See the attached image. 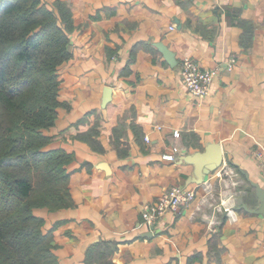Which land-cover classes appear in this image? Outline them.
<instances>
[{
	"label": "crops",
	"instance_id": "crops-1",
	"mask_svg": "<svg viewBox=\"0 0 264 264\" xmlns=\"http://www.w3.org/2000/svg\"><path fill=\"white\" fill-rule=\"evenodd\" d=\"M60 1L70 6L75 28L72 57L60 68L65 104L47 129V147L74 152L75 203L36 210L59 261L104 264L93 253V263L86 258L108 241L117 244L110 264H264V215L255 212L261 200L253 185L264 188V156L256 155L257 142L264 148V0ZM157 42L176 53L177 65ZM185 56L220 67L204 99L181 80ZM108 86L111 99L102 106ZM94 126L101 149L78 137ZM214 142L246 190L237 197V220L213 230L192 201L147 225L146 202L170 186L195 184L188 181L194 164L182 161V152Z\"/></svg>",
	"mask_w": 264,
	"mask_h": 264
},
{
	"label": "trees",
	"instance_id": "trees-1",
	"mask_svg": "<svg viewBox=\"0 0 264 264\" xmlns=\"http://www.w3.org/2000/svg\"><path fill=\"white\" fill-rule=\"evenodd\" d=\"M74 28L66 2L0 0V264H62L36 210L75 203L69 170L74 152L47 147V129L65 104L60 68L72 57ZM98 134L94 126L78 137L101 149ZM110 243L101 241L86 260L93 263V253L110 264L117 249Z\"/></svg>",
	"mask_w": 264,
	"mask_h": 264
},
{
	"label": "built area",
	"instance_id": "built-area-1",
	"mask_svg": "<svg viewBox=\"0 0 264 264\" xmlns=\"http://www.w3.org/2000/svg\"><path fill=\"white\" fill-rule=\"evenodd\" d=\"M235 57L227 61V67L232 69L235 65ZM180 77L184 86L196 99H204L212 90L213 79L220 73V67L207 68L190 56H185L180 61ZM180 136L179 131L174 132ZM149 135L146 140L149 141ZM175 151H179L174 147ZM256 155L259 159L264 156V148L257 142ZM173 159L174 155H165ZM262 175L264 177V162L262 163ZM242 180L239 178L237 168L224 162L222 165L207 175L202 183L191 186L173 185L168 187L153 201L143 205L141 216L147 225H155L167 212L180 213L190 202L195 201L196 212L212 227L228 218L236 221L238 217L237 197L243 195L246 190L242 188Z\"/></svg>",
	"mask_w": 264,
	"mask_h": 264
},
{
	"label": "water",
	"instance_id": "water-1",
	"mask_svg": "<svg viewBox=\"0 0 264 264\" xmlns=\"http://www.w3.org/2000/svg\"><path fill=\"white\" fill-rule=\"evenodd\" d=\"M156 46L163 53L167 61L175 66L178 64L176 53L170 49L166 44L157 42ZM106 96L104 97L103 105L105 106L111 99V87L106 88ZM182 161L194 164V175L189 178V183H202L207 175L217 170L223 163L224 153L221 143L214 142L205 147L203 151L195 152L184 151L181 154ZM257 189V195L261 200V205L255 212L264 215V188L258 183L253 184ZM154 227V225L152 226Z\"/></svg>",
	"mask_w": 264,
	"mask_h": 264
}]
</instances>
